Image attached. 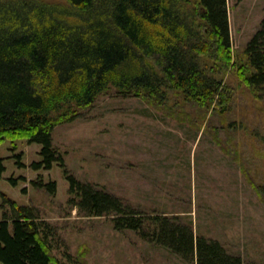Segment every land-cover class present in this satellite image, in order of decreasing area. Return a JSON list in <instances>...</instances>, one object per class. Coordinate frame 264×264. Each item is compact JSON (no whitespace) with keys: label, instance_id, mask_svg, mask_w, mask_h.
I'll return each mask as SVG.
<instances>
[{"label":"trees","instance_id":"obj_1","mask_svg":"<svg viewBox=\"0 0 264 264\" xmlns=\"http://www.w3.org/2000/svg\"><path fill=\"white\" fill-rule=\"evenodd\" d=\"M66 1L72 11L0 4V144L11 141L12 151L17 139L39 144L40 160L31 167L49 170L57 163L69 184V203L84 215L112 216L116 230H134L196 264H243L219 241L195 236L191 224L176 215L140 214L117 195L78 180L54 146L52 132L75 118L76 107L91 105L112 86L123 96L148 100L172 91L204 113L231 100L234 90L214 74L233 68L259 97L264 94V16L241 55H234L227 0ZM182 4H190L191 11H183ZM203 57L211 65L202 63ZM14 156L24 166L21 153ZM4 171L0 158V176ZM18 179L26 181L23 176L9 181L17 185ZM31 184L56 192L54 180ZM260 192L264 195V187ZM0 195L2 264H86L68 252L61 261L53 253L51 225L36 208Z\"/></svg>","mask_w":264,"mask_h":264},{"label":"rangeland","instance_id":"obj_2","mask_svg":"<svg viewBox=\"0 0 264 264\" xmlns=\"http://www.w3.org/2000/svg\"><path fill=\"white\" fill-rule=\"evenodd\" d=\"M22 2L72 11L66 0H0ZM227 6L231 49L241 55L260 28L264 0H227ZM181 9L190 12L191 5ZM201 62L211 63L205 57ZM214 76L234 90L228 104L203 113L172 91L148 100L112 86L91 105L75 106V118L54 128L53 144L78 180L117 195L140 214L176 215L195 236L219 241L243 264H264V94L255 97L233 68ZM14 143L15 151L9 140L0 144V192L36 208L51 225L53 253L61 261L68 252L86 264H196L134 230H116L112 216L80 213L69 203L59 165L34 170L40 145ZM20 176L26 181H9ZM38 178L54 180L55 194L35 188L31 180Z\"/></svg>","mask_w":264,"mask_h":264}]
</instances>
